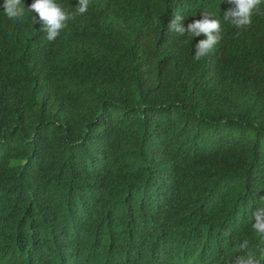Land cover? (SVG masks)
<instances>
[{
  "label": "trees",
  "instance_id": "obj_1",
  "mask_svg": "<svg viewBox=\"0 0 264 264\" xmlns=\"http://www.w3.org/2000/svg\"><path fill=\"white\" fill-rule=\"evenodd\" d=\"M0 0V264H227L264 247V11L91 0L57 39ZM75 10L78 0H57ZM264 9V4L261 5ZM222 39L185 27L202 10Z\"/></svg>",
  "mask_w": 264,
  "mask_h": 264
},
{
  "label": "clouds",
  "instance_id": "obj_2",
  "mask_svg": "<svg viewBox=\"0 0 264 264\" xmlns=\"http://www.w3.org/2000/svg\"><path fill=\"white\" fill-rule=\"evenodd\" d=\"M91 0H78L75 10L70 12L65 9L57 0H33L28 10L39 17L46 31V39L53 42L60 33L68 26V22L76 15H83L88 11ZM233 5L223 15L224 21L230 23L237 29H247L253 22V16L264 9L261 5L264 0H229ZM4 14L11 20L18 19L24 15L22 0H4L2 5ZM201 18L190 22L187 27L183 24V16L177 14L169 23V30L184 36L186 33L192 37L203 35L205 38L195 44L194 60L199 61L212 51L216 44L222 39L221 21L214 13L202 10ZM264 201V197H261ZM255 222L251 227L261 239H264V206L254 213ZM239 255H235L227 261V264H264V247L250 250L249 241L244 239L238 245Z\"/></svg>",
  "mask_w": 264,
  "mask_h": 264
}]
</instances>
